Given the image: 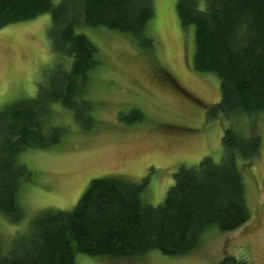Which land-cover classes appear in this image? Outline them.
<instances>
[{
  "label": "rangeland",
  "instance_id": "obj_1",
  "mask_svg": "<svg viewBox=\"0 0 264 264\" xmlns=\"http://www.w3.org/2000/svg\"><path fill=\"white\" fill-rule=\"evenodd\" d=\"M178 1L152 0L155 14L145 28L152 41L149 47L130 33L103 26L75 29L94 45L98 65L88 73L82 97H74L78 111L60 102L49 106L44 128L64 132L57 144L18 154L17 163L25 167L28 178L20 183L17 196L24 216L17 222L0 216L1 242L30 233L31 223L46 209L73 210L90 181L98 178L137 184L146 180L141 200L152 207L161 205L179 168H192L205 158L214 163L224 159L222 139L230 129L260 140L255 158L238 160L248 223L229 233L209 228L197 248L183 256L155 251L133 259L77 254L74 260L219 264L231 256L264 264V111L211 119L210 110L221 98L219 79L194 70L195 30L182 25ZM52 27L48 13L0 29V113L51 93L56 74L71 71L72 57L56 50Z\"/></svg>",
  "mask_w": 264,
  "mask_h": 264
},
{
  "label": "trees",
  "instance_id": "obj_2",
  "mask_svg": "<svg viewBox=\"0 0 264 264\" xmlns=\"http://www.w3.org/2000/svg\"><path fill=\"white\" fill-rule=\"evenodd\" d=\"M54 1L0 0V29L49 13L54 47L72 57L71 71L56 74L51 93L0 113V216L16 222L24 216L19 185L28 179L18 154L57 144L64 132L44 128L49 106L60 102L76 111L74 97H82L87 75L98 65L94 45L75 29L103 26L132 34L143 47L152 45L145 35L155 14L152 0ZM177 10L182 25L195 30L194 70L219 79L221 98L210 110L211 119L263 112L264 0H179ZM223 136L224 159L214 163L205 158L192 168H179L161 205L141 200L146 180H92L73 210L46 209L31 223L30 233L0 241V264H76L77 254L133 259L158 251L183 256L197 248L211 227L223 233L238 230L249 220L238 160L255 158L260 140L230 129ZM219 264L250 263L230 256Z\"/></svg>",
  "mask_w": 264,
  "mask_h": 264
}]
</instances>
